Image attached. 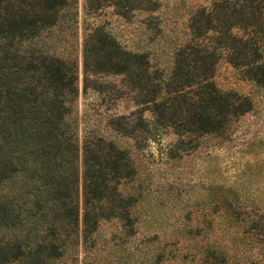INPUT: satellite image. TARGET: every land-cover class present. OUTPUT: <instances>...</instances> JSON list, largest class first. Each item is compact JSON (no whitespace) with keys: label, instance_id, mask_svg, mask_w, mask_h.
Returning <instances> with one entry per match:
<instances>
[{"label":"trees","instance_id":"trees-1","mask_svg":"<svg viewBox=\"0 0 264 264\" xmlns=\"http://www.w3.org/2000/svg\"><path fill=\"white\" fill-rule=\"evenodd\" d=\"M141 1L86 0V8L112 2L124 13ZM70 4L0 0V187L23 178L17 193L0 192V264H55L71 234L86 244L103 220L131 224L135 198L119 189L135 173L129 152L103 135L79 144L66 122L78 94L77 59L43 48ZM189 28L166 77L145 52L124 48L102 26L88 31L85 73L122 74L136 104L135 124L126 114L112 117L117 132L169 128L180 148L218 135L251 108L246 95L221 91L212 73L224 56L264 83V0H216L192 13Z\"/></svg>","mask_w":264,"mask_h":264},{"label":"rangeland","instance_id":"rangeland-1","mask_svg":"<svg viewBox=\"0 0 264 264\" xmlns=\"http://www.w3.org/2000/svg\"><path fill=\"white\" fill-rule=\"evenodd\" d=\"M215 1L143 0L122 13L125 7L112 2L88 10L86 0H70L46 37L44 50L78 62V94L66 122L79 144L103 135L126 148L135 167L119 184L135 198L131 224L103 220L86 244L71 234L55 264H264V83L220 57L212 80L223 92L246 95L252 106L218 135L179 148L169 128L117 132L112 117L126 114L131 125L138 119L123 75L83 67L84 37L102 26L124 48L145 52L166 77L176 49L190 37V16ZM144 115L151 119L150 112ZM22 180L14 176L0 192L17 193Z\"/></svg>","mask_w":264,"mask_h":264}]
</instances>
